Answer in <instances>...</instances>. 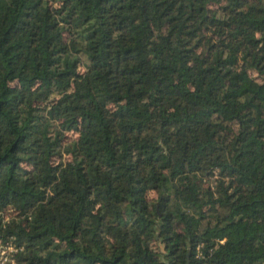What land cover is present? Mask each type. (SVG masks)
I'll return each mask as SVG.
<instances>
[{
    "label": "trees",
    "instance_id": "1",
    "mask_svg": "<svg viewBox=\"0 0 264 264\" xmlns=\"http://www.w3.org/2000/svg\"><path fill=\"white\" fill-rule=\"evenodd\" d=\"M0 243L264 264V0H0Z\"/></svg>",
    "mask_w": 264,
    "mask_h": 264
},
{
    "label": "rangeland",
    "instance_id": "2",
    "mask_svg": "<svg viewBox=\"0 0 264 264\" xmlns=\"http://www.w3.org/2000/svg\"><path fill=\"white\" fill-rule=\"evenodd\" d=\"M68 136L69 138H73L74 136V132H69L68 133ZM65 161L68 163L70 162V156L69 155H65ZM18 207H19V203L18 201H15V202H12L8 205V207L5 209V213L7 214V216L11 217V216H15L17 213H18ZM2 244V243H1ZM2 248H5L7 251H6V255L7 257L9 256H12V249L11 247H6L2 244ZM1 249V247H0ZM3 260H6L5 256L2 257Z\"/></svg>",
    "mask_w": 264,
    "mask_h": 264
},
{
    "label": "built area",
    "instance_id": "3",
    "mask_svg": "<svg viewBox=\"0 0 264 264\" xmlns=\"http://www.w3.org/2000/svg\"><path fill=\"white\" fill-rule=\"evenodd\" d=\"M0 247H1V249H0V263L4 264L5 260H3L2 257L5 256L6 260H8L9 257H7V255H6L7 250L5 248H2L1 243H0ZM9 247H11V246H9ZM11 249H13V246L11 247Z\"/></svg>",
    "mask_w": 264,
    "mask_h": 264
},
{
    "label": "water",
    "instance_id": "4",
    "mask_svg": "<svg viewBox=\"0 0 264 264\" xmlns=\"http://www.w3.org/2000/svg\"><path fill=\"white\" fill-rule=\"evenodd\" d=\"M187 264H189V259H188V262H187Z\"/></svg>",
    "mask_w": 264,
    "mask_h": 264
}]
</instances>
